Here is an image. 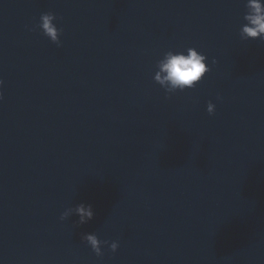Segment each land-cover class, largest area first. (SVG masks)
<instances>
[{
    "label": "water",
    "instance_id": "1",
    "mask_svg": "<svg viewBox=\"0 0 264 264\" xmlns=\"http://www.w3.org/2000/svg\"><path fill=\"white\" fill-rule=\"evenodd\" d=\"M244 11L0 0V264H264V40H241ZM46 12L60 47L28 30ZM188 47L211 70L166 98L156 61ZM79 203L91 221H60ZM92 232L118 250L97 257Z\"/></svg>",
    "mask_w": 264,
    "mask_h": 264
},
{
    "label": "clouds",
    "instance_id": "2",
    "mask_svg": "<svg viewBox=\"0 0 264 264\" xmlns=\"http://www.w3.org/2000/svg\"><path fill=\"white\" fill-rule=\"evenodd\" d=\"M244 13L242 24L239 28L241 40H264V0H244ZM58 17L52 12L42 13L39 22L29 31L39 30L57 47L62 46L60 37L62 29L57 27L55 21ZM208 57L195 47H188L183 51L168 50L155 64L153 80L164 89L166 98H170L177 92L194 89L211 69L207 64ZM212 63H216L213 59ZM4 80L0 79V101L4 99ZM217 99H221L219 96ZM207 112L213 115L216 105L209 101ZM95 212L91 204L79 203L74 207L66 208L60 214V221H65L72 216H77L76 226L87 224L94 218ZM81 240L85 242L95 255L103 258V249L107 247L112 253L119 248L116 240H101L96 233H84Z\"/></svg>",
    "mask_w": 264,
    "mask_h": 264
}]
</instances>
